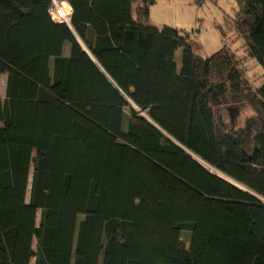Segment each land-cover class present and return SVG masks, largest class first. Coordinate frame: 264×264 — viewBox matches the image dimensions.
Returning <instances> with one entry per match:
<instances>
[{
    "label": "trees",
    "instance_id": "trees-1",
    "mask_svg": "<svg viewBox=\"0 0 264 264\" xmlns=\"http://www.w3.org/2000/svg\"><path fill=\"white\" fill-rule=\"evenodd\" d=\"M56 2L139 109L264 198V83L226 48L202 57L181 29L154 26L156 0ZM235 2V29L264 68V0ZM54 4L0 0V264H264V202L144 118ZM227 103L260 123L231 127Z\"/></svg>",
    "mask_w": 264,
    "mask_h": 264
},
{
    "label": "rangeland",
    "instance_id": "rangeland-1",
    "mask_svg": "<svg viewBox=\"0 0 264 264\" xmlns=\"http://www.w3.org/2000/svg\"><path fill=\"white\" fill-rule=\"evenodd\" d=\"M59 5L63 6L67 15H72V10L67 3L58 4L55 2L51 9L52 17L66 23L67 19L65 17V21L61 19L58 13ZM236 9L235 0H156V3L150 8V21L154 26L160 28L169 25L181 29L188 35L189 42L199 56L206 57L221 48H226L243 74L254 85H261L264 83V68L249 55L245 38L235 29L233 17ZM176 60L178 65H181L182 49L177 52ZM6 80L7 74H3L0 85V95L3 100L6 97ZM218 113L231 127L236 129L245 127L250 120L257 124L260 123L255 110L248 104L227 103L218 108ZM29 197L30 189L27 193V200ZM40 220L41 210L37 214L38 224H40ZM182 237L186 242H189L191 232L184 230ZM33 249L38 250L37 238L33 240ZM31 264H35V257L32 258Z\"/></svg>",
    "mask_w": 264,
    "mask_h": 264
},
{
    "label": "water",
    "instance_id": "water-1",
    "mask_svg": "<svg viewBox=\"0 0 264 264\" xmlns=\"http://www.w3.org/2000/svg\"><path fill=\"white\" fill-rule=\"evenodd\" d=\"M57 0H54V3ZM66 24H68V26L73 30L75 36L77 37V39L79 40V42L81 43V45L83 46L84 50L89 54V56L92 58V60L96 63V65L100 68V70L104 73V75L108 78V80L116 87V89H118L127 99L130 103H132V105L139 111V113L146 118L151 124H153L156 128H158L163 134H165L168 138H170L171 140H173L176 144H178L182 149H184L188 154H190L193 158H195L197 161H199L201 164H203L204 166H206L208 169L211 170L209 164H207L205 161H203L201 158H199L197 155H195L193 152H191L190 150H188L186 147H184L183 145H181L180 143H178L176 140H174L167 132H165L158 124H156L143 110L139 109L135 103L128 98L124 92L119 88V86L115 83V81L110 77V75L103 69V67L99 64V62L95 59V57L90 53V51L87 49V47L83 44V42L80 40V38L78 37V35L76 34V32L74 31L71 23L66 22ZM212 171V170H211ZM214 173H216L217 175L225 178L226 180L230 181L231 183L235 184L236 186L248 191L249 193H251L252 195H254L255 197L259 198L260 200H262L264 202V198H262L261 196L257 195L256 193L252 192L251 190H249L248 188L244 187L243 185L239 184L238 182L234 181L233 179L229 178L228 176H226L225 174L221 173L220 171H212Z\"/></svg>",
    "mask_w": 264,
    "mask_h": 264
},
{
    "label": "crops",
    "instance_id": "crops-1",
    "mask_svg": "<svg viewBox=\"0 0 264 264\" xmlns=\"http://www.w3.org/2000/svg\"><path fill=\"white\" fill-rule=\"evenodd\" d=\"M73 11V10H72ZM57 21V20H56ZM70 53V45L69 44H66L65 45V48H64V54L65 55H68Z\"/></svg>",
    "mask_w": 264,
    "mask_h": 264
},
{
    "label": "built area",
    "instance_id": "built-area-1",
    "mask_svg": "<svg viewBox=\"0 0 264 264\" xmlns=\"http://www.w3.org/2000/svg\"><path fill=\"white\" fill-rule=\"evenodd\" d=\"M67 22H70V21H67Z\"/></svg>",
    "mask_w": 264,
    "mask_h": 264
}]
</instances>
